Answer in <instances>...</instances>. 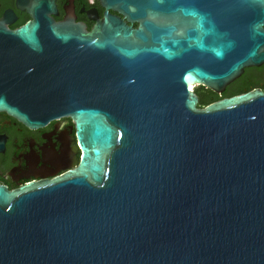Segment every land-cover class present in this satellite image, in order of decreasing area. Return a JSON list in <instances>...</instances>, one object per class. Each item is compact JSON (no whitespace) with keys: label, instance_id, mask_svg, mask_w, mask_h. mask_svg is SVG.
I'll use <instances>...</instances> for the list:
<instances>
[{"label":"water","instance_id":"water-1","mask_svg":"<svg viewBox=\"0 0 264 264\" xmlns=\"http://www.w3.org/2000/svg\"><path fill=\"white\" fill-rule=\"evenodd\" d=\"M136 1L137 28L0 23V111L80 149L0 185V264H264V90L193 89L264 61V0Z\"/></svg>","mask_w":264,"mask_h":264},{"label":"flooded vegetation","instance_id":"flooded-vegetation-1","mask_svg":"<svg viewBox=\"0 0 264 264\" xmlns=\"http://www.w3.org/2000/svg\"><path fill=\"white\" fill-rule=\"evenodd\" d=\"M136 4V0H0V23L12 29L47 15L55 22L90 31L103 18L113 17L137 28L142 17L135 11ZM237 79L244 81L247 90H264V61L244 67L217 94L222 95ZM206 90L210 89L201 86L195 92L198 95ZM79 156L74 127L68 117L30 127L0 111V185L7 189L62 175L77 165Z\"/></svg>","mask_w":264,"mask_h":264},{"label":"trees","instance_id":"trees-1","mask_svg":"<svg viewBox=\"0 0 264 264\" xmlns=\"http://www.w3.org/2000/svg\"><path fill=\"white\" fill-rule=\"evenodd\" d=\"M247 90L248 88L245 86L243 80H235L229 88H227L222 95H219L213 91L206 90L203 92L198 93V105L202 106L205 105L211 101H214L218 98H221L222 96H230L232 94L240 93Z\"/></svg>","mask_w":264,"mask_h":264},{"label":"rangeland","instance_id":"rangeland-1","mask_svg":"<svg viewBox=\"0 0 264 264\" xmlns=\"http://www.w3.org/2000/svg\"><path fill=\"white\" fill-rule=\"evenodd\" d=\"M197 88H198V89H201V86L196 85V86L193 87L194 90H196Z\"/></svg>","mask_w":264,"mask_h":264}]
</instances>
